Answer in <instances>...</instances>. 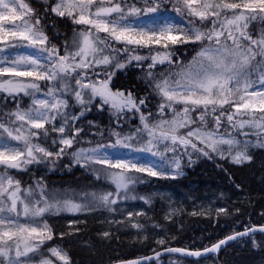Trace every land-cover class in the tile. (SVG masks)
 Listing matches in <instances>:
<instances>
[{"label": "snow or ice", "instance_id": "6c2138e0", "mask_svg": "<svg viewBox=\"0 0 264 264\" xmlns=\"http://www.w3.org/2000/svg\"><path fill=\"white\" fill-rule=\"evenodd\" d=\"M44 2L47 5L49 0ZM140 2L143 7L137 6ZM162 3H171L178 16L186 11L189 16L198 18L201 25L197 26L194 19L183 26L157 20L136 22L142 16L159 13ZM34 11L25 0H0V53H6L0 57V93L32 97L29 108L22 109L18 105L15 111L7 113V122L0 117V264H30V254L40 252L45 242L53 239V229L45 219L53 211L57 214L78 213L97 207L111 211L110 205L116 204L118 199H128L132 186L143 183V177L137 174L175 179L181 174L180 161L177 158L168 161L158 150L159 143L171 142V146L165 143V152H175L179 145L185 148V154L191 147L205 156L210 152L218 153L222 159L228 155L236 164L250 161L248 140H238L232 132L220 133L222 118L226 116L233 131L248 136L245 129H251L259 146L264 147V143H260L264 140V90H252L254 81L251 79L255 68L260 74V88L264 89V36L253 40L247 32L251 21L259 19L264 22V0H55L51 6L52 13L71 19L75 25L87 26L74 29L73 38L70 43L66 42L63 55L55 45L49 46V37L41 19L36 17L33 22ZM209 18H213L212 27L205 28ZM101 33L105 35L101 37ZM113 41L124 47L116 48ZM245 41L249 43L245 44ZM189 43L199 44V50L187 65L179 66L178 72L162 79H157L151 71L147 73L154 90L162 97L159 105L161 115L168 109L174 113L171 120L161 119L150 124L148 118L141 114L143 127L138 128L136 134L122 136L112 132L114 141L72 153L77 163L82 161L81 167L101 165L92 171L97 179H106L113 185L115 192H61L48 190L43 185L24 189L21 181L10 174L9 169L21 170L45 158H59L76 142L81 129L70 130L69 114L65 111L69 104L63 98L73 91L69 77L75 78L74 96L81 106L98 99L100 108L107 105L116 112L125 109L140 111L144 99L137 104L133 93L111 89L114 73L107 74L103 80H91L86 70L113 64L115 68L123 69L126 64L119 62L120 53L128 54V62L143 61L149 57L133 54L137 49L148 48L151 53L153 46H159L163 50L150 55L152 63L148 68L151 70L158 63L172 64L173 47ZM20 49L33 51H15ZM40 82H46L47 87L42 98L38 96L42 91ZM176 105H183V108L177 110ZM225 106L233 111L226 113ZM199 109H203L197 117L201 126L190 128L195 123L192 113ZM217 111L219 115H215ZM210 114L215 121L214 130L207 129L206 117ZM244 116L248 118L244 119ZM58 119L62 120L59 126L55 123ZM71 119L74 121L78 117L72 116ZM48 125H51L52 132L58 134L52 140L54 146L59 145L58 151L34 142V138L40 135L49 136ZM182 128L190 130L180 134ZM142 133L148 137L144 142L146 146L134 148L131 142L143 141ZM194 141H199L204 147L198 148ZM221 145H228L227 153ZM133 148L149 152L153 157L159 156L160 161L141 162L127 158L126 154L110 151ZM169 167L172 168L171 176ZM131 198L149 202L145 197ZM132 216L133 213H129V217ZM131 226L141 227L138 223ZM260 230L264 231V228ZM250 231L255 229H246L236 235H247ZM103 235L107 237L109 233L104 232ZM235 238L229 236L226 239ZM225 243L221 240L204 251L216 252ZM49 252L62 264H70L69 256L59 247H52ZM188 255L200 256L201 252ZM39 264H53V261L43 258Z\"/></svg>", "mask_w": 264, "mask_h": 264}, {"label": "trees", "instance_id": "16d2710c", "mask_svg": "<svg viewBox=\"0 0 264 264\" xmlns=\"http://www.w3.org/2000/svg\"><path fill=\"white\" fill-rule=\"evenodd\" d=\"M26 1L34 4L38 11H43V6H46L47 11L44 12L43 23H41L49 37V46L55 45L63 50L66 42L74 33V29L77 30L78 25L73 24L71 19L61 18L48 10L55 3V0H49L47 5L44 0ZM137 6L143 7V3L140 2ZM166 10L170 14H176L175 24L183 26L189 20L194 19L195 23L201 25L198 18L189 16L186 11L183 15L178 16L173 10L172 4L162 5L158 14L164 13ZM212 19L209 18L205 22V28L212 27ZM33 20H35L34 17ZM247 32L251 39L259 40L264 36V22L259 19L251 21ZM112 43L116 48L122 49L124 47L115 41ZM245 43L248 44L249 42L245 41ZM198 47L199 44L191 43L174 46L172 49L173 57L177 58L178 56L180 63L185 64L188 59L191 60L192 57L190 56L197 52ZM145 57H149V59L144 60V62L135 60L128 62V54L120 53L119 62L126 64L123 69L115 68L114 64L111 66L103 65L106 71L103 69L101 76L107 78L105 74L114 73L110 81V87L113 91L131 92L136 98L137 104H139L140 99H144L145 103L140 105V111L133 109L116 112L107 105L100 108L98 99L93 101L90 105V113H88V119L95 121V124L89 129L90 132H93L92 135L98 136L103 133L108 136L112 132H124L125 128L122 125L119 127L113 125L112 118L122 119L123 123H128V131L135 132L138 128L142 129L143 127L140 120L141 114L148 118L150 124L161 119L167 120L171 113L169 110L166 109L162 115L159 108L156 110L161 100H159L152 82L147 78V73L150 70L146 64L149 65L152 61L149 55ZM259 59L261 58L258 57ZM176 64L175 59H173L172 64L166 62L162 66H155L151 72L157 79H161L164 74H169L171 71L174 73L177 68ZM163 68L168 69L159 72ZM94 69L100 68L95 66ZM16 101V97L7 96L4 93L0 95V117H3L5 122L8 120L6 114L9 108L14 107ZM225 110L227 111V109ZM224 131L222 130V132ZM237 132L233 131V134H238ZM249 138L255 139L257 137L251 134ZM38 141L44 144L50 143V140L43 137L34 138V142ZM248 154L251 155L252 159L241 164L233 163L231 157L227 155L222 159L217 153H209L207 156L184 153L180 156L181 166L183 165L182 168L186 172L180 178L171 181L176 185L194 182L193 193L196 196L220 191L219 200L225 202L224 206L228 210L227 213L213 216L210 213L202 214L196 209L194 212L189 211L190 208L187 205V210L180 215L179 221L175 214H169L168 206L164 201L151 196L148 200V208L153 214L152 224L157 226V229L162 233L161 235L167 240L166 246L199 249L216 242L229 233L250 225L264 224V147H249ZM66 165L69 167L67 168ZM8 171L20 177L19 181H21V187L24 189L26 187L34 188V185L38 184L37 180L41 181L46 189L61 192L83 193L105 189L111 191L114 188L108 181L97 179L90 168L81 167L77 162L67 157H64L62 162L57 165L51 163L50 158H45L44 161L31 163L26 170L9 169ZM141 176L143 183L135 188L140 194L148 193L151 187L158 184L146 174ZM231 192L234 193L233 195L239 194L243 197L232 201L234 197L231 196ZM189 193L188 191L186 194ZM110 207L111 211L105 207L82 211L79 216H82L83 219L71 226L59 225L53 215H46L45 218L53 229L54 236L52 240L45 242L40 252H43L45 257H50L46 251L53 245H58L69 256L70 264H104L147 254L152 251L153 247L157 246L155 239L149 234L148 227L145 228L148 235L144 238L142 233L137 232V228H132V226L118 228L117 231L109 230L106 227V221L117 212L115 204L110 205ZM104 232H108L109 235L105 237ZM168 235L171 237H167ZM50 258H52L53 264H62L56 257ZM146 264H264V232L236 240L218 254L206 258L189 259L167 255Z\"/></svg>", "mask_w": 264, "mask_h": 264}, {"label": "rangeland", "instance_id": "374dc122", "mask_svg": "<svg viewBox=\"0 0 264 264\" xmlns=\"http://www.w3.org/2000/svg\"><path fill=\"white\" fill-rule=\"evenodd\" d=\"M25 2L28 3L32 9L35 10L33 17L34 18L39 17L41 19V22L43 23V18H44L43 15H44V12L47 11L46 6L45 5L43 6V8H44L43 11H38V9H35L36 7L34 6V4H31L30 2H27L26 0H25ZM167 4H171V3H162V5H167ZM48 10L51 12V8ZM175 15H176L175 13L169 14L168 10H166L161 15H159L157 13V14H150L147 17L142 16V17H140L139 21H136V22L147 23V22L152 21V20H157V21H162V22L167 21V22H171V23L175 24V21H174V18L176 17ZM34 21L35 20H33V22ZM196 25L199 26L197 23H196ZM84 27H87V26L78 25L77 30L84 28ZM73 35H74V33L68 39L69 43L71 42ZM100 35H101V37H103L105 34L101 33ZM253 40H256V38H254ZM205 43H207V41ZM230 43L231 42L229 41V44ZM199 47H200V45H199ZM199 47H198L197 51L199 50ZM157 48H159V46H153L151 53H150V50L148 48H139L140 50L137 49V51L134 54H139L141 56H148V55L150 56L151 54H155V51L158 50ZM146 49H147V51H145ZM159 50L162 51L163 49H159ZM15 51H24L27 53V52H31L33 50L32 49H20V50H15ZM59 51H60L61 55L64 54V49L63 50L59 49ZM144 53H146V54H144ZM5 55H6V53H0V57H3ZM195 55H196V53L190 57L193 58V56H195ZM192 58H191V60H192ZM172 59H175V61L177 63L176 64L177 68L174 70V73L179 71L180 65H187L188 60H190V59H188L185 64H181L178 56H177V58L173 57ZM140 62H142V61H140ZM143 62H144V60H143ZM162 65L163 64H159V63L156 64V66H162ZM146 66L148 67L147 64H146ZM98 68H100V69L95 70L94 67H92L91 69L86 70L87 75L91 80L106 79V77L101 76L102 75L101 71L104 69V66L100 65V66H98ZM154 69H151L150 71H153ZM165 69H168V68H163V70H160L159 72H161V71L163 72ZM90 70L92 71V73ZM78 71H80V70H78ZM104 71H106V70L104 69ZM170 73H173V72L171 71V72H169V74ZM169 74H164L163 76L169 75ZM105 75L107 76V74H105ZM163 76L161 77V79L163 78ZM175 78L176 77L173 76V79H175ZM68 79L70 80L71 87H72L73 91L67 93L63 98L67 99L68 104H69L68 108L65 110L69 114V117H68L69 118V128H70V130H73V131L76 128H79V129H81V131H80L79 135L76 137V142L72 146V148L73 147H75V148L67 149L66 152L62 156H60L59 158H56V157L50 158V162L54 163L55 165H57L59 162H62V159L64 157H67L70 160L75 161V158L72 155V153L76 152L78 149L94 148V147H96V145L98 143H109V142L114 141V139H115V137H113L111 135V133H109L108 136H105L103 133H100L98 136L92 135L93 132H90L89 129L95 124V121L88 119V117H89L88 113H90L89 111H90V105L91 104L81 106L80 104H78L76 102L75 96H74V90L76 89L75 78L69 77ZM251 79L254 81V87L252 90H256V91L264 90V89L260 88V84H259L260 74H259V72H257L255 70V68H253ZM40 83L42 84V91L40 94H38V96H40L42 98L43 92L47 91V87H46V82H40ZM1 94L2 93H0V95ZM158 96H159V100H161V101L158 104V107L156 110H159L158 109L159 105L162 102V97L160 95H158ZM16 99H17V101L15 102V106L12 108H9L7 113L15 111L17 109L18 105L22 109H27L32 104V97H30V96H24L23 94H20V95L16 96ZM175 107L177 108V110H180L183 108V105H176ZM83 109H86V110L83 111V115L81 116L80 113ZM225 109H227V111ZM225 109L224 110L226 113L233 111V109L229 106H225ZM165 111H166V109H165ZM201 111H203V109H199V110L192 113V119L195 121V123L190 125V128H196V127L201 126L200 121L195 119V116L198 117ZM167 114H168V112H167ZM173 115H174V113L171 112L169 117L167 118V120H171L173 118ZM215 115H219V111H217V113H215ZM72 116H77L78 119L73 121V120H71ZM243 118L247 119L248 117L244 116ZM206 119L208 121L207 129L214 130L215 129V121L213 119V115L210 114L209 116L206 117ZM112 120H113L112 121L113 125H115L117 127L122 125L125 128L124 132L120 133L121 135L124 136V135L136 134L135 131H128V129H127L128 123H126V122L123 123L122 119L112 118ZM221 122L223 125L219 130L221 134L226 135L228 132L233 133V131H231L232 128L228 124L226 116L222 118ZM55 123L57 126H59V124L62 123V120L58 119ZM101 124H102V121H101ZM95 126H97V125H95ZM99 127H101V126H99ZM48 129H49V136L46 139L50 140V143L44 144V143H41L39 141L37 143H40L42 146H45L52 151H58L59 145L57 144L56 146H54L52 144L53 138H56L58 134L51 131V125H48ZM189 130H190L189 128H182L179 131H180V134H186L187 131H189ZM222 130H225V131L222 132ZM245 131L249 132L248 136L241 135L239 131L237 132L238 134H233V135H235L238 140H241V141L248 140L250 142L249 147L259 146L257 138H255V139L249 138L252 130L251 129H245ZM142 135H143V141L133 140L131 142L133 144L134 148L146 146L144 142L148 139L147 134L144 133ZM42 137L45 138L43 135H40L39 137H37V139L42 138ZM194 142H196L198 144V148L204 147V145L200 144L199 141H194ZM12 143H15V142H12ZM165 143H167V144H169V146H171L170 141L159 143L158 144V150L161 153H164V155L167 157L168 161L173 160V158L179 159V161H180V173L181 174L177 175L175 179L180 178L181 175H184V173L186 172V170L182 168L183 165L181 166L182 163L180 160V156L185 153V148L177 145L175 152L168 151L169 152L168 153V152H165ZM260 143H264V140H261ZM199 144L202 146L200 147ZM134 148L133 149H118V150H110V151H112L113 153L118 152V154H120V155L126 154L127 158L135 159V160H138L141 162L152 161L154 163H158L160 161L159 156L153 157L151 155V153H149V152L135 151ZM221 148L225 151V153H227L228 145H221ZM154 150H157V149H154ZM187 153L188 154H196L197 156L203 155L199 151H194L191 147L187 148ZM210 153H216V152H210ZM233 154H235V150L233 151ZM203 156H205V155H203ZM41 161H44V159ZM81 163H82V161H81ZM81 163H78V164L81 165ZM29 165L30 164H28L23 170H26ZM66 167L68 168L69 165H66ZM101 167H102L101 165H89L88 166V168H90L91 170L94 168L99 169ZM84 168H87V167H84ZM168 171H169L170 176H171L172 168L169 167ZM45 172H47V171H45ZM10 174L13 175L15 179L20 180V177L17 174H14L11 172H10ZM137 175H142V174H137ZM151 178H153L158 184L154 187H151L150 190H148V193L140 194L139 192H137L135 190V188H136V186H138L140 184V183H137L134 186H132L131 191H129V193H128L129 198L128 199L121 198V199L117 200V203L115 204V207H116L115 209L117 211L116 214L113 217L107 219V221H106V223H107L106 227H108L109 230L117 231L118 228L121 229V228H125L126 226H131L133 223H138L139 225H141V227L137 228V232H141L143 238L148 235V231H149L150 236L155 239L157 246L153 247L152 251L157 250V249L162 248V247H166V245L168 244L167 240L161 235L162 233H160V231L157 229V226L154 223L152 224L153 214H152V211L148 208V203H146L144 200L139 199V198L132 199L131 198L132 196L145 197V198H147V200H149L151 196L158 197L159 199L164 201L165 204H167L169 214H171V215L175 214L178 219L180 218V215L184 211L187 210V205H189V208H190V210L188 209L189 211L194 212L196 209L197 211L202 212V214H209L210 213V215L217 216V215H221L222 213H227L228 209L224 206L225 202L220 201L219 200L220 198L218 197V196H221L220 191L209 192V193L201 194L200 196H196V194L193 193V190L195 187L194 182L186 183L183 185H176L171 181V180H173L172 178L160 179L157 177H150V179ZM102 180L107 181L106 179H102ZM37 183L38 184L34 185V188H37L38 185H43L41 183V181H39V180H37ZM105 190H107V189H105ZM108 191H110V190H108ZM111 191L115 192V189L113 188ZM188 191L190 193L187 195L186 193H188ZM231 194H232V192H231ZM233 194L231 195L232 197H234V199L232 201H235L236 199L240 198L241 196L243 197V195H239V194L233 195ZM222 195H225V194H222ZM219 209H224V211L221 212V211H219ZM79 213L81 214V212H78V213L60 212L59 214H57L55 211H53L49 214L54 216V219L59 223V225L62 224L65 226H71V225H74L75 223H77L83 219L82 216H79ZM129 213H133V216L131 218L129 217ZM136 213H140V215H135ZM102 221H105V220H102ZM179 221H180V219H179ZM146 227L149 228L148 231H147V229H145ZM167 237H171V235H168ZM159 241H163L164 243L161 244ZM52 247H59V246L53 245ZM49 249L46 252L50 255V257H52L51 253L49 252ZM42 253L43 252H38L36 254H30V257H31L30 264H39L40 260L43 258H48V259L52 260V258H50L48 256L45 257ZM21 259L23 260L26 258H21Z\"/></svg>", "mask_w": 264, "mask_h": 264}, {"label": "water", "instance_id": "95a60500", "mask_svg": "<svg viewBox=\"0 0 264 264\" xmlns=\"http://www.w3.org/2000/svg\"><path fill=\"white\" fill-rule=\"evenodd\" d=\"M253 228L255 229V231H250L247 235H236L237 233L245 232L246 229H253ZM261 228H264V224L252 225L249 228L245 227L241 231H237L235 233L228 234L225 237H222L218 241L214 242L213 244L208 245V246L203 247V248H199V249H190V248L180 247V246H166V247H162L160 249L151 251V252L144 254V255H139V256H136L133 258H128V259L115 260V261L104 263V264H129V262H132V261H138L139 264H146V263L152 262L154 260H157V259L164 257V256H167V255H175V256H180V257L189 258V259L206 258L210 255L218 254L222 249H224L226 246H228L229 244H231L232 242H234L236 240H239L241 238H245V237L250 236V235H254L257 233L264 232V231L260 230ZM229 236H236V238L233 240H227L226 238ZM221 240H225L226 243L221 245L220 248L216 252H205L204 251V249L210 248L212 245L217 244ZM168 249H183L184 251L183 252H170V251H168ZM196 251L201 252V255L200 256L188 255V253L196 252ZM157 254H159V255H157Z\"/></svg>", "mask_w": 264, "mask_h": 264}, {"label": "bare ground", "instance_id": "6f19581e", "mask_svg": "<svg viewBox=\"0 0 264 264\" xmlns=\"http://www.w3.org/2000/svg\"><path fill=\"white\" fill-rule=\"evenodd\" d=\"M247 228V227H246ZM244 229V228H243ZM243 229H241V230H243ZM241 230H238V231H241ZM235 232H237V231H235ZM235 232H232V233H235ZM229 234H231V233H229ZM242 239V238H241Z\"/></svg>", "mask_w": 264, "mask_h": 264}]
</instances>
